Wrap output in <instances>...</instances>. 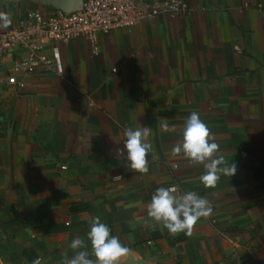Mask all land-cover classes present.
Listing matches in <instances>:
<instances>
[{
  "label": "crops",
  "instance_id": "1",
  "mask_svg": "<svg viewBox=\"0 0 264 264\" xmlns=\"http://www.w3.org/2000/svg\"><path fill=\"white\" fill-rule=\"evenodd\" d=\"M181 1L187 15L60 46L61 74L34 75L21 90L3 82L5 60L0 264H64L75 238L95 259L96 216L146 263L264 264V0ZM36 8L0 0L11 26ZM193 111L237 168L214 189L200 183L203 166L172 154ZM125 127L151 128L146 174L117 156ZM171 186L211 202L191 235L151 226V196Z\"/></svg>",
  "mask_w": 264,
  "mask_h": 264
},
{
  "label": "clouds",
  "instance_id": "2",
  "mask_svg": "<svg viewBox=\"0 0 264 264\" xmlns=\"http://www.w3.org/2000/svg\"><path fill=\"white\" fill-rule=\"evenodd\" d=\"M21 2L22 0H12L13 4ZM11 24L9 15L0 12V27L9 28ZM161 127L165 130L169 127L166 119L162 121ZM150 134L149 127L124 128V147L117 150V156L126 152L127 163L124 166L134 173L148 172V156L152 153L153 146L145 141ZM219 153V145L215 142L208 125L200 119L198 112L193 111L185 120L182 140L173 147L172 154L182 155L191 165L203 166L204 173L199 178L200 183L205 188L214 189L222 176L230 178L237 171L236 165L233 162L229 165ZM176 192L177 189L174 187L157 188L147 205V216L154 222L152 227L162 226L172 236L181 232L191 235L197 222L211 215L213 210L211 202L195 191H188L182 195H175ZM89 224L87 240L95 259L89 258L87 250H81L87 247L85 242L75 238L69 245L74 255L71 259H65L64 264H121L122 258L130 255L131 250L121 243L118 236L111 235L109 227L101 222L99 216L91 219ZM32 264H40V259L37 258Z\"/></svg>",
  "mask_w": 264,
  "mask_h": 264
},
{
  "label": "built area",
  "instance_id": "3",
  "mask_svg": "<svg viewBox=\"0 0 264 264\" xmlns=\"http://www.w3.org/2000/svg\"><path fill=\"white\" fill-rule=\"evenodd\" d=\"M189 11L181 0H81L80 9L68 15L42 7L28 10L14 26L0 27V71L5 60L9 62L3 82L21 90L34 75L59 76L58 48L74 39L94 42L98 35L128 30L158 16L181 17Z\"/></svg>",
  "mask_w": 264,
  "mask_h": 264
},
{
  "label": "water",
  "instance_id": "4",
  "mask_svg": "<svg viewBox=\"0 0 264 264\" xmlns=\"http://www.w3.org/2000/svg\"><path fill=\"white\" fill-rule=\"evenodd\" d=\"M12 2V0H7ZM22 2H29L42 8H49L59 11L63 15H68L80 9L81 0H22ZM121 264H151L146 263L140 258L129 255L122 258Z\"/></svg>",
  "mask_w": 264,
  "mask_h": 264
}]
</instances>
